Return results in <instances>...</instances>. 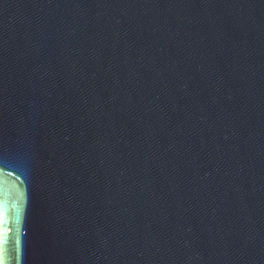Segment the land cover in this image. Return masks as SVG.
Listing matches in <instances>:
<instances>
[{"label": "water", "instance_id": "obj_1", "mask_svg": "<svg viewBox=\"0 0 264 264\" xmlns=\"http://www.w3.org/2000/svg\"><path fill=\"white\" fill-rule=\"evenodd\" d=\"M0 264H264V0H0Z\"/></svg>", "mask_w": 264, "mask_h": 264}]
</instances>
